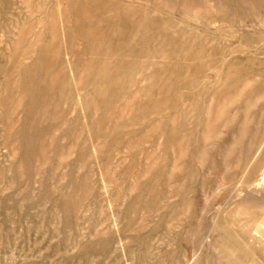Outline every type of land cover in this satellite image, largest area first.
<instances>
[{
	"label": "rangeland",
	"instance_id": "obj_1",
	"mask_svg": "<svg viewBox=\"0 0 264 264\" xmlns=\"http://www.w3.org/2000/svg\"><path fill=\"white\" fill-rule=\"evenodd\" d=\"M263 169L264 0H0V264H264Z\"/></svg>",
	"mask_w": 264,
	"mask_h": 264
},
{
	"label": "bare ground",
	"instance_id": "obj_2",
	"mask_svg": "<svg viewBox=\"0 0 264 264\" xmlns=\"http://www.w3.org/2000/svg\"><path fill=\"white\" fill-rule=\"evenodd\" d=\"M117 68V67H116ZM100 76V75H99ZM191 83V82H190ZM106 92V91H105ZM261 178L258 180V182L255 184L256 187H261L262 190L264 191V169L261 172ZM247 182V181H246ZM246 184V183H245ZM260 188V189H261ZM264 193V192H263ZM264 198V194H263ZM258 213L254 212L252 215L253 217H259L262 218L260 221H258L257 225L255 226V232L260 233V230L262 229V226H264V205L258 208ZM257 219V218H256ZM255 219V220H256Z\"/></svg>",
	"mask_w": 264,
	"mask_h": 264
}]
</instances>
